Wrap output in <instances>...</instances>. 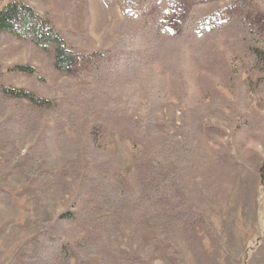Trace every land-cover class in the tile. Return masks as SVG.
Here are the masks:
<instances>
[{
	"label": "rangeland",
	"instance_id": "374dc122",
	"mask_svg": "<svg viewBox=\"0 0 264 264\" xmlns=\"http://www.w3.org/2000/svg\"><path fill=\"white\" fill-rule=\"evenodd\" d=\"M10 1L31 6L84 53L109 51L128 31L123 40L129 50L152 52L142 75L151 68L165 71L169 83L158 85L150 100L147 93L124 89L115 94L122 109L82 113L78 103L102 93L100 88L85 89L79 71L71 78L57 74L51 54L30 42L0 40L2 84L55 105L35 110L0 94V264H24L28 243L72 206L79 184L75 159L88 146L106 162L101 175L139 200L155 198V183L172 182L159 161L175 146L189 157L182 165L186 199L214 228L185 232L173 225L174 238L167 239L145 226L135 236L116 226L115 257L96 254L103 264H264V63L252 55L253 48L264 52V0H181L167 15L154 1L150 16L162 19L175 37L154 48L137 33L141 23L118 22L124 18L121 7L113 10L104 0H0V8ZM204 17L203 32L190 26L193 18ZM226 21H242L250 31ZM14 65L31 66L41 77L8 70ZM142 82L135 86L139 92ZM158 143L168 154L158 155ZM165 203L171 212L174 201ZM63 228L67 264H79L89 251L84 233L74 225Z\"/></svg>",
	"mask_w": 264,
	"mask_h": 264
},
{
	"label": "trees",
	"instance_id": "16d2710c",
	"mask_svg": "<svg viewBox=\"0 0 264 264\" xmlns=\"http://www.w3.org/2000/svg\"><path fill=\"white\" fill-rule=\"evenodd\" d=\"M104 1L113 10L117 5L121 7L124 18L118 22L123 25L127 26L126 23L129 22H133L134 25L137 22L141 23V29L137 30V33H144L142 37L145 42L149 43L150 48L175 40L174 34L165 27L162 19L150 16L149 7L154 1H159L164 5V13L167 15L181 0ZM135 9H138L139 13H136ZM201 19L204 20L200 22V19L193 18L190 20V26L196 28L200 26L201 30L207 22L205 17ZM225 26L234 27L240 31H250L249 26L242 21H226ZM125 33L128 31L124 30L109 51L97 50L92 54L84 53L76 50L78 44L73 42L70 36H65L58 31L49 19L40 16L28 4L10 1L0 8V40L10 36L30 42L43 52L51 54L52 67L57 74L71 78L74 77L76 71H79V76L88 82L82 85L85 89L96 87L103 91L102 93L92 92L90 97L85 96L84 103H78V108L82 113H88V111L97 113L103 110L104 106H110L117 110L122 109L116 103L115 94L124 89H134L138 96L147 93L150 100V95L158 85L169 83V80L165 78L168 76L165 71L155 73L151 68L147 75H142L148 70L146 64L152 56V52L149 55H144L129 50L128 41L123 40ZM252 55L255 62L264 63V52L261 49L253 48ZM88 57H90L89 60ZM8 70L26 76H36L38 79L41 77L37 76L35 68L27 65H14ZM1 73L0 94L3 98L9 101H26L35 110L51 111L55 107L44 97H39L29 90L3 85ZM159 78H162V82L157 80ZM148 79L151 80V85H144ZM141 82L143 88L139 92L135 86ZM157 145L159 156L160 153L168 154L161 143ZM87 148L89 149L84 150V154H79L75 159L78 168V171H75V178L79 180V184L76 186L78 189L71 202L72 206L60 214L53 221L52 226L45 230V233L38 235L28 243L24 264H53L61 261L62 264H67L68 239H64L63 227L65 226L72 228L74 225V231L78 229L84 233L82 240L85 241L84 246L88 247L89 251L87 255L82 253L79 264H89L91 259H96L94 261L96 264H103L102 259L96 254H101L104 260H112L115 257L112 230H115L116 226L121 231L128 230L134 236L139 227L145 226L151 229L156 237L167 239L174 238L173 225L185 232L191 231L197 226L214 232L211 221L199 209L191 207L186 199L188 195L183 188L184 168L182 165L189 160V157L180 156L179 150L175 146L169 150L170 154L167 160H164L166 162L159 161L161 169H165L166 175L172 178V182H167V187L160 181L155 183L153 186L155 198L142 200H139V196H126L124 193L118 192L117 185L107 181L102 176L104 172L102 175L100 173L102 165H106V162L99 161L97 152L91 150L90 146ZM174 189L178 190L177 193H180V196L166 197L168 192ZM166 198L174 201L171 212L165 210Z\"/></svg>",
	"mask_w": 264,
	"mask_h": 264
}]
</instances>
